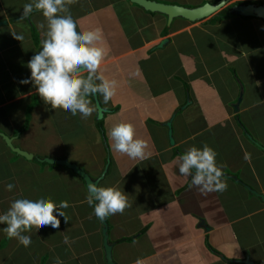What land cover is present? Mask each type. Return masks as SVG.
I'll return each instance as SVG.
<instances>
[{
  "label": "crops",
  "instance_id": "1",
  "mask_svg": "<svg viewBox=\"0 0 264 264\" xmlns=\"http://www.w3.org/2000/svg\"><path fill=\"white\" fill-rule=\"evenodd\" d=\"M150 1L193 8L220 0ZM30 2L0 0V133L33 155H17L0 137V214L16 199L45 198L69 203L68 222L58 216V229L25 232L28 247L7 238L0 224V264H55L56 257L63 264H108L103 220L87 204L82 179L36 158L65 159L92 179L110 159L98 186L121 191L129 204L105 219L115 264H264V200L249 191L264 195V22L232 13L240 3L264 0H228L219 11L231 8L226 19L215 20L217 12L171 25L130 0H77L70 6L77 31L100 34L97 46L106 53L100 71L116 81L109 102L97 96L106 110L101 119L92 96L94 111L83 119L51 109L31 83H20L30 77L27 63L47 30L40 12L20 19ZM121 122L147 143L149 159L111 149L109 129ZM205 144L228 185L207 196L179 174L177 163L188 148Z\"/></svg>",
  "mask_w": 264,
  "mask_h": 264
},
{
  "label": "clouds",
  "instance_id": "2",
  "mask_svg": "<svg viewBox=\"0 0 264 264\" xmlns=\"http://www.w3.org/2000/svg\"><path fill=\"white\" fill-rule=\"evenodd\" d=\"M76 2L77 0H32L23 5L20 19L27 20L25 18L30 17L34 10L38 11L46 21L47 30L41 41V49L27 63L30 77L20 83H31L39 97L51 109H63L74 116L80 114L83 119H87L94 111L87 97L102 95L104 102H109L115 95L116 81L107 79L100 71L106 55L104 48L97 46L100 34L97 31H77L78 25L70 13V6ZM247 4L260 6L252 2L239 5ZM38 27L44 29L45 24L41 23ZM14 35L17 39H22L21 36ZM83 73H87V76H82ZM108 136L111 149L121 155L132 160H146L151 156L147 143L136 137L135 129L130 123L115 124L109 129ZM216 155L205 144L202 149L195 146L188 148L177 160L179 174L190 177L191 186L196 187L203 196L223 192L228 187L222 179V168L217 166ZM249 158L246 153L245 159ZM13 188L11 183L6 185L8 191ZM87 192L86 202L94 208V215L100 220L117 213L122 214L129 207L127 197L113 187H100L92 183ZM68 207L67 201L56 204L45 198H19L11 203L4 214H0V224L6 225L3 231L7 238H15L19 244L28 247L32 243L31 237L24 233L33 228L38 231L45 226L58 229L61 222L58 216H63L65 223L68 222L63 211ZM67 239L65 237V242ZM55 264H63V261L56 257Z\"/></svg>",
  "mask_w": 264,
  "mask_h": 264
},
{
  "label": "water",
  "instance_id": "3",
  "mask_svg": "<svg viewBox=\"0 0 264 264\" xmlns=\"http://www.w3.org/2000/svg\"><path fill=\"white\" fill-rule=\"evenodd\" d=\"M130 2L132 4H136L137 6L141 7L142 9H144L147 12H151V13H159V14H163L167 17L168 19V24L171 25V23L175 20V19H185L191 23H197V22H201L211 16H213L214 14H216L217 12H219L220 10H222L224 8V6L228 3V0H220L218 4H210V3H206L202 6L199 7H185V6H180V5H172V4H165V3H160L157 1H150V0H130ZM38 12V11H33V13ZM232 13L235 15H238L240 17H251V18H256V19H260L262 21H264V5H260V6H254V5H238L235 6L232 10ZM27 19V18H25ZM24 20V19H22ZM4 24V23H0ZM169 42L168 39H164L163 41H161L158 45V48H163L167 43ZM92 98L94 99V103L96 106V110H97V118L101 119L104 115V113L106 112V110L101 107L97 95L93 94ZM241 100V97H239L238 101ZM167 127L169 129V137L171 139V142L173 143V136H172V121L167 123ZM0 137L2 138V140L5 142V144L7 145V147L14 153H16L17 155L27 159V160H32L33 159V155L30 153H27L25 151H22L16 147H14L12 145V139L8 138L7 136H5L4 134L0 133ZM37 161L41 162V163H47L50 165H61L64 166L66 168H68L69 170H71L73 173L77 174L83 181L86 189H88L89 184L95 183L98 185L99 181L103 178V176L106 175V173L108 172V168L110 165V159L108 158L107 161H105V165L104 169L102 171V174L96 178V179H92L91 177H89L87 175V173L79 168L77 165L70 163L67 160H58V159H50V158H43V159H37ZM195 172V171H194ZM250 192H252V194L259 198L260 200H264V195H260L257 194L255 192H253L252 190H249ZM103 225H104V244H105V251H106V261L108 264H115L112 258V245L109 243L108 241V234H107V230H108V225L105 222V219H103ZM246 264H249V262L247 260L243 261Z\"/></svg>",
  "mask_w": 264,
  "mask_h": 264
},
{
  "label": "trees",
  "instance_id": "4",
  "mask_svg": "<svg viewBox=\"0 0 264 264\" xmlns=\"http://www.w3.org/2000/svg\"><path fill=\"white\" fill-rule=\"evenodd\" d=\"M252 4L255 5H260V2H252ZM230 9L231 8H226L223 11L219 12L216 16H215V20L220 21L222 19H226L228 17H230Z\"/></svg>",
  "mask_w": 264,
  "mask_h": 264
},
{
  "label": "flooded vegetation",
  "instance_id": "5",
  "mask_svg": "<svg viewBox=\"0 0 264 264\" xmlns=\"http://www.w3.org/2000/svg\"><path fill=\"white\" fill-rule=\"evenodd\" d=\"M260 5H263L261 2H260ZM260 20V19H259ZM262 21V20H261ZM264 22V21H263Z\"/></svg>",
  "mask_w": 264,
  "mask_h": 264
},
{
  "label": "rangeland",
  "instance_id": "6",
  "mask_svg": "<svg viewBox=\"0 0 264 264\" xmlns=\"http://www.w3.org/2000/svg\"><path fill=\"white\" fill-rule=\"evenodd\" d=\"M234 8V7H233ZM233 8H232V10H233Z\"/></svg>",
  "mask_w": 264,
  "mask_h": 264
}]
</instances>
